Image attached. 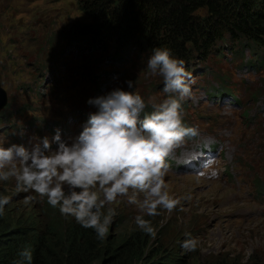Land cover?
I'll use <instances>...</instances> for the list:
<instances>
[{"label": "rangeland", "instance_id": "obj_1", "mask_svg": "<svg viewBox=\"0 0 264 264\" xmlns=\"http://www.w3.org/2000/svg\"><path fill=\"white\" fill-rule=\"evenodd\" d=\"M90 23L75 0H0V144L26 143L56 127L77 134L96 111L88 100L127 90L129 79L146 101L166 98L162 78L146 67L149 53L88 42L80 29ZM222 39L205 60L185 64L194 78L192 96L183 102L185 123L199 135L175 150L166 181L172 195L191 199H182L183 211L150 218L155 238L137 228V207L122 199L92 264H108L135 235L140 257L124 264L165 258L170 264L180 257L195 264H264V48L245 38ZM21 131L23 140L14 135ZM0 195L11 198L0 215L4 227L31 225L39 235L51 212L65 223L74 219L46 199L28 200L35 194L17 192L14 182L0 181ZM189 237L199 241L196 252L181 247Z\"/></svg>", "mask_w": 264, "mask_h": 264}, {"label": "clouds", "instance_id": "obj_2", "mask_svg": "<svg viewBox=\"0 0 264 264\" xmlns=\"http://www.w3.org/2000/svg\"><path fill=\"white\" fill-rule=\"evenodd\" d=\"M146 67L162 78L165 99L146 101L132 90L136 81L126 80L127 90L117 87L88 100L96 111L77 134L56 127L52 135H33L26 143L0 144V181L14 182L17 192L34 193L30 201L46 199L61 215L93 229L101 241L117 215L115 206L126 198L138 209L137 228L155 238L150 218L183 211L182 199H191L172 195L166 177L175 150L199 131L185 123L183 102L192 96L194 78L184 60L170 49L154 48ZM14 135L23 140L26 133ZM10 203L9 196L0 195V215ZM181 247L196 252L199 241L189 237ZM17 255L16 264H32L29 246Z\"/></svg>", "mask_w": 264, "mask_h": 264}, {"label": "trees", "instance_id": "obj_3", "mask_svg": "<svg viewBox=\"0 0 264 264\" xmlns=\"http://www.w3.org/2000/svg\"><path fill=\"white\" fill-rule=\"evenodd\" d=\"M75 1L91 19L80 29L82 37L95 44L111 42L122 52L130 48L151 54L154 48H167L187 64L195 57L205 60L218 51L215 45L224 35L233 41L245 38L264 48V0ZM46 211L43 214L47 216ZM49 218L53 219L42 222L39 235L31 225L11 228L7 223L4 227L5 220H0V264H16L17 254L25 246L32 250V264H92L98 258L101 241L93 229L82 227L75 219L59 221L52 212ZM140 240L131 236L130 243L125 242L107 263L124 264L126 259L139 258L143 249ZM171 260L170 264H195L182 257ZM210 263L236 264L224 259ZM148 264L169 263L165 258Z\"/></svg>", "mask_w": 264, "mask_h": 264}, {"label": "water", "instance_id": "obj_4", "mask_svg": "<svg viewBox=\"0 0 264 264\" xmlns=\"http://www.w3.org/2000/svg\"><path fill=\"white\" fill-rule=\"evenodd\" d=\"M4 92L0 90V108L3 106L4 104Z\"/></svg>", "mask_w": 264, "mask_h": 264}]
</instances>
